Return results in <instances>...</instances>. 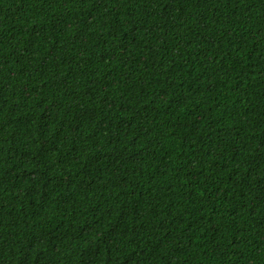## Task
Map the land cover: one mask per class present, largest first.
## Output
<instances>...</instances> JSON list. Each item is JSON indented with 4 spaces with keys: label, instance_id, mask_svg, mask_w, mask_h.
Listing matches in <instances>:
<instances>
[{
    "label": "trees",
    "instance_id": "1",
    "mask_svg": "<svg viewBox=\"0 0 264 264\" xmlns=\"http://www.w3.org/2000/svg\"><path fill=\"white\" fill-rule=\"evenodd\" d=\"M0 264H264V0H0Z\"/></svg>",
    "mask_w": 264,
    "mask_h": 264
}]
</instances>
